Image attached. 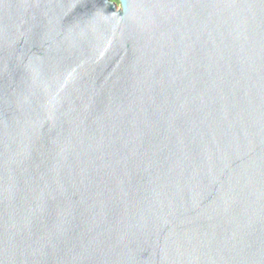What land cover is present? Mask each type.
<instances>
[{"label":"water","instance_id":"1","mask_svg":"<svg viewBox=\"0 0 264 264\" xmlns=\"http://www.w3.org/2000/svg\"><path fill=\"white\" fill-rule=\"evenodd\" d=\"M118 3L0 0V264H264V0Z\"/></svg>","mask_w":264,"mask_h":264},{"label":"trees","instance_id":"2","mask_svg":"<svg viewBox=\"0 0 264 264\" xmlns=\"http://www.w3.org/2000/svg\"><path fill=\"white\" fill-rule=\"evenodd\" d=\"M113 1L118 2V0H113Z\"/></svg>","mask_w":264,"mask_h":264},{"label":"flooded vegetation","instance_id":"3","mask_svg":"<svg viewBox=\"0 0 264 264\" xmlns=\"http://www.w3.org/2000/svg\"><path fill=\"white\" fill-rule=\"evenodd\" d=\"M118 3V2H117ZM119 4V3H118Z\"/></svg>","mask_w":264,"mask_h":264}]
</instances>
